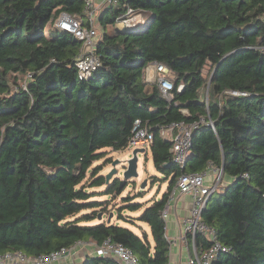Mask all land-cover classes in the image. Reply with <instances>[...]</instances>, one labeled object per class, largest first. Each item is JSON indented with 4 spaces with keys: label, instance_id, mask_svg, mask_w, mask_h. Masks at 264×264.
<instances>
[{
    "label": "trees",
    "instance_id": "16d2710c",
    "mask_svg": "<svg viewBox=\"0 0 264 264\" xmlns=\"http://www.w3.org/2000/svg\"><path fill=\"white\" fill-rule=\"evenodd\" d=\"M85 7V0H0V254L37 257L111 239L139 264H170L162 216L170 193L183 173L216 167L224 168L223 183L225 176L232 181L202 214L231 249L215 264H264V0H112L97 18L101 64L80 80L82 43L45 28L62 13L89 26ZM129 9L154 19L145 30H120ZM153 62L170 69L172 100L145 82ZM137 120L154 135L147 148L168 181L139 217L150 228L140 234L122 222L135 224L123 211L142 204L128 195L110 208L129 183L107 184L100 174L114 161L105 149H128ZM182 121L197 124L184 168L162 135ZM103 194L112 200H93ZM211 245L197 235L199 252ZM82 264L120 263L88 255Z\"/></svg>",
    "mask_w": 264,
    "mask_h": 264
},
{
    "label": "built area",
    "instance_id": "2783aa9c",
    "mask_svg": "<svg viewBox=\"0 0 264 264\" xmlns=\"http://www.w3.org/2000/svg\"><path fill=\"white\" fill-rule=\"evenodd\" d=\"M112 0H104L102 6L97 5L96 0H85V11L88 15L89 26H85L81 21L76 20L67 13L60 14L54 20L53 26L58 30L72 33L81 43L82 48L76 59L75 65L78 70L80 80H87L93 76L94 72L101 64L100 56L97 54V46L100 41V34L97 30V18L101 11L110 4ZM153 15L151 13H134L132 9L127 11L126 16L119 18L116 27L120 30L141 31L148 28ZM170 69L159 62H153L146 66L145 82L156 84L168 100L173 99L171 91L174 82L170 78ZM183 85L180 86L181 91ZM233 94H238L233 92ZM185 114L186 111H185ZM196 123H172L162 131V135L172 140L171 153L173 161L181 168H184L191 156V138ZM134 136L130 140L128 149L147 148L152 144L154 135L148 127L142 126L137 120L134 127ZM133 149V150H134ZM223 168H214L212 172L203 173H183L179 176L177 183L170 193L169 200L162 212L166 220L170 217L173 201L178 195H188L191 198V207L188 214L181 219L182 232L177 239L168 240L172 245L181 241L187 251L185 264H215L221 255L228 253L231 249L217 239L215 229L207 225L202 220V214L210 198L216 191L223 190ZM168 227V222H167ZM202 234L211 241L209 249L199 252L196 247V237ZM85 242H77L72 247H62L57 251L33 257L20 251H8L0 254V264H54L67 258L79 246ZM170 246V248H171ZM94 256L111 257L120 264H139L133 252L121 243H115L107 239L102 245L93 244Z\"/></svg>",
    "mask_w": 264,
    "mask_h": 264
},
{
    "label": "rangeland",
    "instance_id": "374dc122",
    "mask_svg": "<svg viewBox=\"0 0 264 264\" xmlns=\"http://www.w3.org/2000/svg\"><path fill=\"white\" fill-rule=\"evenodd\" d=\"M45 29L48 35L53 33L54 28H53L52 21H49L47 23ZM208 72L209 70L206 69L205 73H208ZM21 84L24 85L23 80H21ZM133 149L134 148H132V150L126 149L123 151H114L110 148L105 149V151H107L106 158L111 157L114 161L110 164H105L104 159L95 162V165L101 164L104 162L103 163L104 168L100 172V174L106 177L110 171H112L113 169H116V173L114 174L112 179L120 178L121 180H123V173L125 169L127 168L128 159L132 156ZM115 161H118V163L114 166L113 163ZM138 171H139V176L135 179L129 180L127 182L129 184L127 188L124 190L123 194L120 197H117L116 199H114V201H111L113 198L112 195H107V194L96 196L93 198V200L100 201V202L109 200L111 201L110 208H113L117 205L121 206L120 205L122 203L121 198L130 195L131 197H133L132 202L142 204V207L141 209L137 211H131L128 208H125L123 211V215L135 219L136 223L135 224L125 223V222H122V223L126 226H129L136 233L140 234L141 229H145L147 232L150 233L149 226L139 221V217L142 215L144 209L148 205H150L155 200L161 199V197L164 195V193L166 192L168 188V181L165 180V175L159 172L155 168L153 161H152V155H151L150 148H145V152L139 154ZM227 177L228 176H225V179ZM144 181L147 182V185L145 188L142 189L141 186ZM106 187H107V184H104L101 187L90 188V191L100 193V191L105 190ZM98 221L99 220H96V221L85 223V224L93 225V224H96ZM167 222H168V225H170V222H171L170 217L167 219Z\"/></svg>",
    "mask_w": 264,
    "mask_h": 264
},
{
    "label": "crops",
    "instance_id": "0c3cea01",
    "mask_svg": "<svg viewBox=\"0 0 264 264\" xmlns=\"http://www.w3.org/2000/svg\"><path fill=\"white\" fill-rule=\"evenodd\" d=\"M104 0H96L97 5L102 6ZM213 167L209 168L211 173ZM232 181L231 178L227 177L224 179V186H227ZM191 207V198L188 195H178L173 201L172 211L170 214L171 222L167 227V235L171 239H177L181 232V219L185 217ZM93 243L85 242V245L79 246L72 254H70L64 260L54 264H82L84 259L88 255H93ZM187 258V251L185 245L179 240L170 248V264H185Z\"/></svg>",
    "mask_w": 264,
    "mask_h": 264
},
{
    "label": "water",
    "instance_id": "95a60500",
    "mask_svg": "<svg viewBox=\"0 0 264 264\" xmlns=\"http://www.w3.org/2000/svg\"><path fill=\"white\" fill-rule=\"evenodd\" d=\"M154 19V16H153ZM219 67V65H217V67L215 68V70ZM211 82V79L209 81V84ZM145 152V148H136L132 151V156L128 159L127 161V168L125 169L124 173H123V180L121 181V186L125 185L129 180L135 179L139 176V171H138V163H139V154L140 153H144ZM118 163V161H115L113 163V165L115 166ZM224 169V168H223ZM116 173V169H113L112 171H110L107 176H106V183L108 184L110 182V180L112 179V177L114 176V174ZM147 185V182L144 181L141 188H145ZM113 214L110 215L108 222L111 221ZM99 219H102V214L99 215Z\"/></svg>",
    "mask_w": 264,
    "mask_h": 264
}]
</instances>
